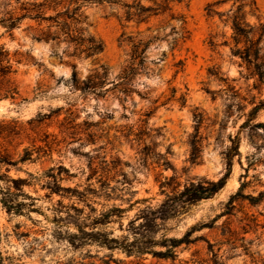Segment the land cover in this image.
<instances>
[{"label": "rangeland", "instance_id": "rangeland-1", "mask_svg": "<svg viewBox=\"0 0 264 264\" xmlns=\"http://www.w3.org/2000/svg\"><path fill=\"white\" fill-rule=\"evenodd\" d=\"M218 2L222 13L238 5L235 0L171 4L173 13L185 19L189 38L174 51L160 42L149 54L159 62L151 65L156 73L135 83L136 92L127 100L118 93L96 98L77 90L72 65L81 80L105 66L109 83L103 89H111L129 59L121 35L158 30L165 35L180 20L165 14L138 25L121 21L120 8L93 4L85 10L84 27L104 43L97 60L68 56L72 50L65 43L35 41L37 24L30 20L12 32L0 24V49L12 65L0 79V186L32 198L19 197L29 204L21 214L0 204L5 264H264V201L252 206L243 197L264 191V84L232 55L227 16L208 15V5ZM256 2L264 22V0ZM248 21L259 24L251 14ZM212 70L219 71L217 77ZM14 88L18 94L11 98ZM146 93L148 99L140 96ZM196 114L203 117L201 153L192 163ZM228 172L224 188L212 198L177 217L154 224L146 220L168 196L191 183L218 181ZM111 209L123 213L96 225L95 219ZM78 227L120 244L181 239L188 233L191 243L178 246L168 258L153 256L152 251L166 250L161 245L128 255L94 242L71 246L66 239Z\"/></svg>", "mask_w": 264, "mask_h": 264}, {"label": "trees", "instance_id": "trees-1", "mask_svg": "<svg viewBox=\"0 0 264 264\" xmlns=\"http://www.w3.org/2000/svg\"><path fill=\"white\" fill-rule=\"evenodd\" d=\"M184 0H154V4L146 6L141 0H134L132 3L122 0H0V24L8 31L12 32L19 28L23 21L30 20L37 24L36 32L32 35V39L38 42H46L51 44L65 43L67 48L72 50L67 52L68 56L79 59H95L104 52L105 46L102 40L97 39L90 34L86 27L87 21L85 10L93 4H108L111 7L120 8L122 14H117L121 21L135 22L140 24H149L152 18H158L165 14H169L172 20H180L179 26H171L170 32L161 35L160 31H156L153 35H127L123 33L119 39L120 45L129 47L126 65L122 68L117 81L111 89H103L109 83L108 69L101 65L98 69L87 77L85 80L79 78L76 71V65L73 64V86L85 94H92L96 98L104 97L109 92L118 93L128 99L134 91L135 83H138L143 76L150 77L156 73V70L151 65H157L159 62L156 59H150L149 54L154 48H157L160 42H168L170 50L174 51L181 47L189 38V31L186 27V21L182 17H177L173 13L172 3H181ZM222 2L210 4L207 7L209 16L219 15L220 17L227 16L224 20L226 24H230L232 29L233 47L231 48L232 55L241 59L242 64H245L248 69L253 71L257 76L258 81L264 84V22L257 15L258 6L256 0H235L238 4L236 9H231L228 12L222 13L216 9V6ZM249 7V11L246 8ZM248 14L257 16L259 24L254 25L248 21ZM151 28L148 27V31ZM226 45V43H225ZM211 46L215 49L217 44L212 40ZM9 54L4 48L0 49V79H4L11 73L12 65L8 60ZM166 55L163 53L162 59ZM63 62V57H60ZM6 61L7 65H3ZM215 72V73H213ZM218 70L210 71L211 76L217 77ZM14 88L11 91V98L18 94ZM210 93V91H207ZM41 93H37L39 96ZM142 98L148 99V93ZM156 103V102H153ZM184 104V103H183ZM256 106L250 113L253 118L259 110ZM156 110L154 108L147 116ZM196 134L192 136L191 145V162L196 163L201 153L199 129L203 122L201 114L195 115ZM235 151L238 152L239 143L233 140ZM232 152L227 153L230 159ZM1 163V161H0ZM229 172L218 181L201 180L197 183H191L179 193H174L168 196L167 200L156 210H150L146 216V220L151 223H156L157 220L165 221L174 218L185 212L188 207L195 205L201 201L208 200L220 192L225 184ZM0 180L3 181L2 175ZM13 183H18L17 180L11 179ZM60 188V187H59ZM20 192V187H17ZM61 190V188H60ZM21 196H26L22 193L12 192L10 189H5L0 186V204L9 212L21 214L24 207L29 206L25 201H20ZM244 199L248 200L250 205L257 206L264 201V191L257 196L243 195ZM28 199H32L28 197ZM115 212L123 213L121 209H111L101 213L95 219L96 225H105L108 223ZM60 234V233H59ZM188 233L181 239H164L161 242L152 241H135L132 243H121L115 238H109L106 234L99 231H87L82 227H78L77 233H69L67 241L73 247H81L88 243H100L112 248H120L128 255L136 254L138 256L151 252L156 245L166 247L165 251H152L153 256L160 258L172 257L174 249L186 243H191L188 239ZM2 241V232L0 231V245ZM135 243H138L137 245ZM5 258L0 251V264H5Z\"/></svg>", "mask_w": 264, "mask_h": 264}]
</instances>
